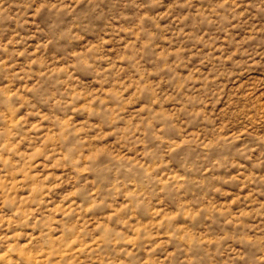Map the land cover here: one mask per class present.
<instances>
[{"label": "clouds", "instance_id": "obj_1", "mask_svg": "<svg viewBox=\"0 0 264 264\" xmlns=\"http://www.w3.org/2000/svg\"><path fill=\"white\" fill-rule=\"evenodd\" d=\"M0 264H264V0H0Z\"/></svg>", "mask_w": 264, "mask_h": 264}]
</instances>
